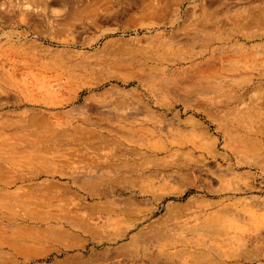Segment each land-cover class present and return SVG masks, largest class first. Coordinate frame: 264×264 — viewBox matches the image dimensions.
Masks as SVG:
<instances>
[{
  "label": "rangeland",
  "instance_id": "374dc122",
  "mask_svg": "<svg viewBox=\"0 0 264 264\" xmlns=\"http://www.w3.org/2000/svg\"><path fill=\"white\" fill-rule=\"evenodd\" d=\"M96 1L0 0V264H264V0Z\"/></svg>",
  "mask_w": 264,
  "mask_h": 264
},
{
  "label": "bare ground",
  "instance_id": "6f19581e",
  "mask_svg": "<svg viewBox=\"0 0 264 264\" xmlns=\"http://www.w3.org/2000/svg\"><path fill=\"white\" fill-rule=\"evenodd\" d=\"M98 1V0H97ZM96 1V2H97ZM204 1V0H203ZM166 2V1H165ZM240 2V1H239ZM92 3H94V2H92ZM254 3V2H253ZM100 4V3H99ZM199 4V3H198ZM209 4V3H208ZM160 5V4H159ZM233 5V4H232ZM237 6V5H236ZM241 6H242V4H241ZM95 7V6H94ZM198 7V6H197ZM222 7V6H221ZM247 7V6H246ZM176 8V7H175ZM228 8V7H227ZM237 8V7H236ZM248 8V7H247ZM183 9V8H182ZM193 9V8H192ZM241 9V8H240ZM243 9H244V7H243ZM259 9V8H258ZM200 10V9H199ZM245 10V9H244ZM255 10V9H254ZM189 12V11H188ZM243 12V11H242ZM246 12V11H245ZM249 12V11H248ZM264 13V12H263ZM187 15V14H186ZM264 15V14H263ZM186 18H188V17H186ZM263 20V19H262ZM188 21V20H187ZM198 22V21H197ZM156 23H158V22H156ZM170 24V23H169ZM179 26V25H178ZM196 27V26H195ZM233 29H234V27H233ZM261 29V28H260ZM264 29V28H263ZM196 30V29H195ZM239 30V29H238ZM242 30V29H241ZM259 30V29H258ZM235 31V30H234ZM252 31V30H251ZM214 32V31H213ZM197 33V32H196ZM236 33V32H235ZM239 33V32H238ZM195 34V33H194ZM217 34V33H216ZM233 33L231 32V35H232ZM264 34V33H263ZM219 35V34H218ZM255 36V35H254ZM231 37V36H230ZM199 38H200V36H199ZM209 38V37H208ZM212 38V37H211ZM218 38V37H217ZM244 38V37H243ZM252 38V37H251ZM259 38V37H258ZM198 39V38H197ZM201 39V38H200ZM232 39V38H231ZM237 39V38H236ZM235 39V40H236ZM256 39V38H255ZM254 39V40H255ZM191 40V39H190ZM209 40V39H208ZM212 40V39H211ZM210 40V41H211ZM230 40V39H229ZM258 40V39H257ZM219 41V40H218ZM245 41V40H244ZM193 42V41H192ZM222 43V42H221ZM235 44V43H234ZM221 45V44H220ZM223 45V44H222ZM243 46V45H242ZM210 48V47H209ZM225 48H227L228 49V47L226 46ZM213 49V48H212ZM203 50V49H202ZM206 50V49H205ZM211 50V49H210ZM214 50V49H213ZM223 50V49H222ZM228 51V50H227ZM210 54V53H209ZM215 56V55H214ZM189 57V56H188ZM192 57V56H191ZM194 57H192V59H193ZM214 58V57H213ZM167 59V58H166ZM182 59V58H181ZM184 60V59H183ZM182 60V61H183ZM188 62V61H187ZM205 63V62H204ZM203 63V64H204ZM199 65V64H198ZM209 66V65H208ZM2 71V70H1ZM33 71V70H32ZM18 73V72H17ZM22 73V72H21ZM208 73V72H207ZM1 74H3V73H1ZM10 75V74H9ZM192 75V74H191ZM4 79V78H3ZM11 80H9V82H10ZM1 83V82H0ZM12 83V82H11ZM17 84V83H16ZM29 85V84H28ZM9 86V85H8ZM19 88V87H18ZM23 88V87H22ZM33 88V87H32ZM36 88V87H35ZM22 90V89H21ZM11 91V90H10ZM6 92V91H5ZM22 92H24V91H22ZM28 92V91H27ZM31 92V91H30ZM2 95V94H1ZM36 95H37V93H36ZM41 95V94H40ZM12 96V95H11ZM23 96V95H22ZM27 96V95H26ZM13 97V96H12ZM51 97V96H50ZM57 99H58V97H56ZM13 99V98H12ZM28 100V99H27ZM25 101V100H24ZM56 101V100H55ZM5 102V101H4ZM8 102V101H7ZM8 103H10V102H8ZM49 103V102H48ZM52 103V102H51ZM54 104H55V102H53ZM25 104V103H24ZM40 106V105H39ZM19 108V107H18ZM58 108V107H57ZM14 110V109H13ZM26 113V112H25ZM24 113V114H25ZM23 114V115H24ZM51 114V113H50ZM28 117V116H27ZM71 126V125H70ZM63 127V126H62ZM11 129V128H10ZM6 131V130H5ZM30 132V131H29ZM1 139V138H0ZM6 141V140H5ZM15 142V141H14ZM6 143V142H5ZM8 143V142H7ZM51 143V142H50ZM60 144V143H59ZM58 145V144H57ZM59 147V146H58ZM8 149V148H7ZM20 156V155H19ZM1 158H2V156H1ZM1 160V159H0ZM6 161V160H5ZM25 162V161H24ZM24 171V170H23ZM53 174V173H52ZM51 174V175H52ZM221 175V174H220ZM66 176V175H65ZM35 181V180H34ZM26 182V181H25ZM16 184V183H15ZM14 188V187H13ZM16 188V187H15ZM31 188V187H30ZM25 189V188H24ZM16 190H18V189H16ZM15 190V191H16ZM9 191V190H8ZM20 191V190H19ZM203 204V203H202ZM2 206H4V205H2ZM205 206V205H204ZM7 208V207H6ZM12 209V208H11ZM171 209V208H170ZM9 210V209H8ZM45 210V209H44ZM49 210V209H48ZM52 210V209H51ZM208 211H210V210H208ZM218 211V210H217ZM208 213V212H207ZM219 214V213H218ZM3 216V215H2ZM25 216V215H24ZM20 217V216H19ZM203 217V216H202ZM150 219V218H149ZM209 219V218H208ZM4 220H5V218H4ZM205 220V219H204ZM30 222V221H29ZM43 222H45V221H43ZM214 222V221H213ZM16 223V222H15ZM50 223V222H49ZM67 223H68V221H67ZM205 223V222H204ZM208 223V222H207ZM20 224V223H19ZM45 224V223H44ZM64 224V223H63ZM213 224V223H212ZM20 226V225H19ZM52 226H54V225H52ZM187 226V225H186ZM202 226V225H201ZM63 228V227H62ZM23 229V228H22ZM208 229V228H207ZM209 230V229H208ZM210 231V230H209ZM209 235V234H208ZM200 237V236H199ZM212 238V237H211ZM190 239V238H189ZM192 240V239H191ZM187 241V240H186ZM228 241V240H227ZM213 242V241H212ZM208 243V242H207ZM187 244V243H186ZM198 244V243H197ZM179 246V245H178ZM208 246V245H207ZM203 248V247H202ZM205 249H206V247H205ZM180 250V249H179ZM193 250V249H192ZM212 250H214V249H212ZM188 251H190V250H188ZM210 251V250H209ZM233 251V250H232ZM185 253V252H184ZM183 254V253H182ZM211 254V253H210ZM221 254V253H220ZM181 255V254H180ZM206 256V255H205ZM212 256V255H211ZM215 256V255H214ZM230 256V255H229ZM234 256V255H233ZM243 256V255H242ZM262 256V255H261ZM220 257V256H219ZM253 257V256H252ZM233 258V257H232ZM218 259V258H217ZM226 259V258H225ZM189 260V259H188ZM246 260H249V259H246ZM209 261V260H208ZM226 261V260H225ZM252 261H253V259H252ZM220 262V261H219ZM245 262V261H244ZM251 262V261H250ZM258 263V262H257ZM221 264V263H220ZM228 264H229V262H228Z\"/></svg>",
  "mask_w": 264,
  "mask_h": 264
}]
</instances>
